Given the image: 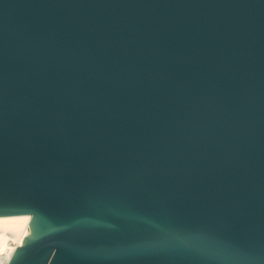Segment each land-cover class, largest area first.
Returning <instances> with one entry per match:
<instances>
[{"label":"water","instance_id":"obj_1","mask_svg":"<svg viewBox=\"0 0 264 264\" xmlns=\"http://www.w3.org/2000/svg\"><path fill=\"white\" fill-rule=\"evenodd\" d=\"M7 264H264V0H0Z\"/></svg>","mask_w":264,"mask_h":264},{"label":"bare ground","instance_id":"obj_2","mask_svg":"<svg viewBox=\"0 0 264 264\" xmlns=\"http://www.w3.org/2000/svg\"><path fill=\"white\" fill-rule=\"evenodd\" d=\"M32 215L0 216V264H7Z\"/></svg>","mask_w":264,"mask_h":264}]
</instances>
